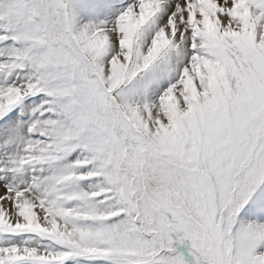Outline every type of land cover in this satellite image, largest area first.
Listing matches in <instances>:
<instances>
[{
  "label": "snow or ice",
  "instance_id": "obj_1",
  "mask_svg": "<svg viewBox=\"0 0 264 264\" xmlns=\"http://www.w3.org/2000/svg\"><path fill=\"white\" fill-rule=\"evenodd\" d=\"M0 117V264H264V0H0Z\"/></svg>",
  "mask_w": 264,
  "mask_h": 264
},
{
  "label": "rangeland",
  "instance_id": "obj_2",
  "mask_svg": "<svg viewBox=\"0 0 264 264\" xmlns=\"http://www.w3.org/2000/svg\"><path fill=\"white\" fill-rule=\"evenodd\" d=\"M39 98L38 97H29L26 98L23 102L24 110L21 109V107L13 108L8 114H7V123L4 124L5 132L12 129L17 124H23L25 125V128L28 124V122L31 119H35L39 114L36 115H30L28 108L35 106L38 104ZM44 117H40V119H43ZM5 118L0 117V122L4 121ZM29 137L33 140L36 139H43V137L39 136L38 133H32L29 134ZM22 148V145L19 143H13L10 145L5 144V137H0V166H3L5 161L10 158V156L14 155L15 153L19 152ZM62 164V162H55V164L50 167L48 165H36L35 169L36 171H26L25 175H39L44 176L49 174L51 171L54 170V168L59 167ZM260 201H264V185L260 186V190L257 193V196L253 198L252 201L249 202L248 205L245 206L244 209L241 210L238 220H251L255 219L258 221H264V210L257 211L258 203Z\"/></svg>",
  "mask_w": 264,
  "mask_h": 264
}]
</instances>
